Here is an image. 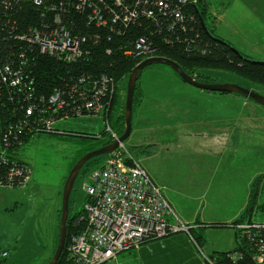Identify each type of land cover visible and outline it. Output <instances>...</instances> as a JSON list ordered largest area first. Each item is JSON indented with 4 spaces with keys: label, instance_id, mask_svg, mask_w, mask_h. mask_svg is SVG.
I'll list each match as a JSON object with an SVG mask.
<instances>
[{
    "label": "trees",
    "instance_id": "16d2710c",
    "mask_svg": "<svg viewBox=\"0 0 264 264\" xmlns=\"http://www.w3.org/2000/svg\"><path fill=\"white\" fill-rule=\"evenodd\" d=\"M56 13L60 14L62 24L71 36L81 41L83 54L76 62H67L47 51H41L39 44L35 40L31 41L30 37L35 35V31L42 33L54 28L62 29L60 25H55ZM211 15L207 0L190 4H183L180 0H121L120 4L116 0H41L40 3L34 0H0V119L2 126L12 123L17 138H22L20 144L13 146L12 154L30 136L38 134L24 136L25 133L16 127L17 120L24 118L29 105L39 103L41 95L50 100L56 92L64 98L73 95L70 101H78L83 98V81L89 77L102 81L105 75L117 80L118 85L106 118L110 120L115 114L117 128L112 125L111 128L120 136L125 130V102L121 110L119 92L123 85L126 86L131 71L141 62V58L131 54L137 50L139 42L157 48V56L172 59L200 81L216 82L212 76L201 71L215 68L232 71L264 87V65L220 38L208 24ZM203 22L210 33L204 28ZM20 70L26 75L22 85L23 94L16 92L8 78L10 73L18 74ZM142 97L137 82L134 107L141 102ZM80 136L91 138L89 133H80ZM112 141L110 137L101 147ZM15 142L17 139L13 138L11 144ZM98 160L99 157H94L86 164L97 165ZM9 173V165L0 162V178H7ZM261 176L254 179L248 204L243 214L232 222L233 226L244 223L247 215L253 214L260 193ZM86 200H89L88 196ZM81 212L83 208L70 215L67 240L72 233L82 228L75 225ZM212 225L221 227L226 224ZM190 233L201 247L204 235L194 227ZM58 240L59 233L57 244ZM55 250L45 264L51 260ZM234 251L246 255L239 264L252 262L253 251L242 235L234 249L209 255L217 264H231L229 254ZM67 256L65 248L57 264H65Z\"/></svg>",
    "mask_w": 264,
    "mask_h": 264
},
{
    "label": "rangeland",
    "instance_id": "374dc122",
    "mask_svg": "<svg viewBox=\"0 0 264 264\" xmlns=\"http://www.w3.org/2000/svg\"><path fill=\"white\" fill-rule=\"evenodd\" d=\"M209 3L211 17L208 20L210 27L215 29L216 33L221 34L219 27L220 20L218 19L221 10H224L228 0H207ZM260 5L261 12H264V3ZM247 47L242 48V51H247ZM248 54V52H245ZM252 58L256 61H264L262 56L255 55ZM203 73L212 76L218 83H233L245 88L254 90L264 95V87L256 82L242 77L232 71L206 68L201 70ZM182 77L168 65L154 63L145 67L139 75L138 83L141 91L147 96L146 101L152 104L149 112V117L146 118L151 124L150 130L136 131L135 114L133 132L128 139L124 141L126 147L132 151L144 167L148 170L151 178L162 190L166 189V184L173 188H182V167L188 166H204L199 160L203 153H207L208 149L205 146L208 144L205 134H192L191 131L183 130L182 128V92L190 90L204 91L201 88L182 83ZM128 82V81H127ZM186 84V85H184ZM185 86V87H183ZM219 93V92H218ZM235 95L234 105L237 108L242 106L250 109V106H258L251 98L245 97L237 93H229ZM127 83L123 85L119 92V102L121 110L123 102H126ZM238 98L248 99L249 104L237 103ZM199 99V98H198ZM202 107L211 105L208 100L201 98L196 101V105ZM260 106V105H259ZM215 106L212 107L214 109ZM220 106H218L219 108ZM230 107V105H229ZM264 110V106H260ZM153 115H152V114ZM198 115V114H197ZM263 118V119H262ZM259 124H264V115L259 113ZM117 122L115 114L109 120L103 113L101 115H86L79 117H70L57 121L56 128L59 130L55 133L42 132L29 137L27 141L14 150V153L27 161L33 168V178L30 184L25 189H9L1 188L18 193L17 197L22 202L16 208L7 210L3 203L0 202V264H45L43 256L46 253L52 254L57 247V243L53 242L49 251L51 241V204L56 192H59V209L61 212L63 202V192L66 180L70 174L71 168L78 157L91 150L101 147L104 141L111 137L109 127ZM240 125L236 130L237 135L244 134V141L255 143V136L259 140H264L262 130H254L250 128L244 132L240 129ZM186 128V127H185ZM261 129V128H260ZM80 133H89L91 138L82 137ZM252 136V137H251ZM262 151V149H261ZM108 155L98 156L97 165L86 164L78 175L71 196L72 216L77 210L83 208L87 201V194L84 186L91 183L90 174L93 169L100 167ZM264 157L262 153L253 160L250 168V173L253 175L255 171H260L256 176L262 175L259 180L260 193L254 204L252 215H247L246 220L253 217L255 221L264 222ZM79 160V159H78ZM77 160V161H78ZM201 164V165H200ZM202 173L197 172L196 176ZM237 180L224 187V191L232 193L231 198L234 202L240 197L245 196L244 188ZM247 186V185H246ZM246 186H244L246 188ZM169 187V188H170ZM217 189V188H216ZM243 193L240 195V191ZM29 192V193H28ZM225 196V195H223ZM227 198V194H226ZM244 197L242 198V200ZM239 201L236 204H239ZM235 204L231 205L227 211L216 210L210 208L208 213H203L201 218L204 221L218 219L223 215L234 213L239 206L234 209ZM176 211V210H175ZM61 220V216H60ZM59 220V224H60ZM171 221V220H170ZM172 222V221H171ZM174 222V221H173ZM208 231V237L211 242H220L224 245L227 239L230 238L231 232L218 229L216 225H212ZM205 225V224H202ZM206 226V225H205ZM236 229L238 227L234 225ZM239 230V229H238ZM197 246V245H196ZM222 247H227L226 245ZM198 251L205 254L207 247H197ZM204 251H203V250ZM8 252L7 256H3V252ZM203 251V252H202ZM48 253V254H49ZM203 260V256H202ZM204 263V260H203ZM104 264H118L115 259H112Z\"/></svg>",
    "mask_w": 264,
    "mask_h": 264
},
{
    "label": "built area",
    "instance_id": "2783aa9c",
    "mask_svg": "<svg viewBox=\"0 0 264 264\" xmlns=\"http://www.w3.org/2000/svg\"><path fill=\"white\" fill-rule=\"evenodd\" d=\"M40 3L41 0H34ZM119 4L121 0H116ZM183 4L196 3L198 0H180ZM54 28L48 32L35 31L31 41L39 44L41 51H47L67 62H76L82 57L80 39L71 36L62 24L59 13L54 17ZM157 48L137 44V50L131 52L144 60L156 57ZM11 86L19 94L24 93L23 83L26 75L22 70L18 74H9ZM102 81L89 79L83 81V98L76 101L73 95L64 98L59 92L47 100L41 95L39 103L29 105L24 118L17 120L16 127L24 136L39 132H55L57 121L70 117L101 115L109 112L118 85L115 78L103 76ZM33 84V82L31 83ZM18 116V113L16 114ZM111 138L119 135L109 127ZM12 123L4 124L1 129L0 162L9 165L7 178H0V188L24 189L33 177L30 164L20 161L12 155V148L21 143ZM13 138L17 142L11 144ZM91 183L84 186L89 200L83 206V212L75 221L82 226L80 231L72 233L67 240V259L65 264H104L115 259L118 253L139 247L142 243L163 238L179 231L189 232L168 201L163 190L151 178L143 164L138 161L124 143L105 162L92 170ZM174 218V222L169 220ZM241 235L247 240L253 251L250 264H264V222L251 221L238 224ZM203 252V251H202ZM8 252H3L7 256ZM204 264H217L209 254H202ZM241 251L229 254L231 264H239L245 258Z\"/></svg>",
    "mask_w": 264,
    "mask_h": 264
},
{
    "label": "crops",
    "instance_id": "0c3cea01",
    "mask_svg": "<svg viewBox=\"0 0 264 264\" xmlns=\"http://www.w3.org/2000/svg\"><path fill=\"white\" fill-rule=\"evenodd\" d=\"M260 3H264V0H228L218 18L221 29V34L218 32V35L230 42L244 55L252 58L259 55L264 59V12L260 10V5H258ZM245 46L248 49L245 52H248V54L242 51ZM182 83H185L184 80H182ZM186 89L187 91L182 92V128L186 131L192 130V134H205L204 137L210 140L205 146L208 152L201 154L202 156L199 157L201 164H204V166L186 165L182 167L184 176L182 178V188L176 189L166 184L163 193L176 210L179 218L190 229L194 227L202 236L204 235L203 243L200 246H208L209 250L205 253L229 251L238 246L241 236L239 228L236 229L232 222L243 214L252 191V183L260 172L255 171L252 175L250 173L251 164L260 153L264 157V140H259L255 136L256 141L255 143L252 142L254 149L247 148L246 145L250 146V142H245L243 140L244 134L237 135L236 130L239 125L244 132L252 128L251 130H254L255 134L257 133L256 130L264 129V124H259L258 121L259 113L262 112L264 115V110L260 108V104L250 106V109L245 106L235 107L234 101L236 98L234 94H229L231 92L218 93L217 91ZM142 94L141 102L134 107L136 131L150 130L151 124L154 123H148L146 120L149 117L152 104L146 101L147 96L143 92ZM198 98H205L211 105L209 107L192 106L191 104L196 105ZM242 101H244V104H249L247 98H244V100L238 98L237 103L241 104ZM213 106H215L214 109H212ZM218 106L220 107L218 108ZM262 132L264 134V130ZM13 154L15 158L28 163L14 152ZM197 172L202 174L198 177L196 176ZM236 176H238V183L244 188L246 194L234 202L231 198L232 193H226L224 187L237 180ZM22 190L12 191L0 188V202L3 203L4 208L7 210L16 208L22 201L17 197L18 193L14 192H21ZM244 193L242 189L240 195ZM58 197L59 192H56L50 207L51 241L47 251L50 250L53 242L56 243L58 238L61 216ZM239 201L241 202L236 204ZM233 204H235L234 209L237 205L239 208L230 215L228 213L227 215L224 214L223 217H218L217 220L212 219V217L209 221H204L201 218L202 214L208 213L210 208H213L214 211H227ZM169 220L173 222L174 218L170 217ZM250 220L255 221L252 217L248 220L245 218L243 222L247 223ZM211 223L226 224L217 228L232 233L224 244L227 247H222L224 245H221L220 242H211L208 237V231L211 229L208 224ZM196 245L190 230L189 232L179 231L163 238L146 241L139 247L122 251L118 253L115 260L118 264H204V259L202 260V255L199 252L200 250H197L198 245ZM48 253L43 256L44 262L52 256Z\"/></svg>",
    "mask_w": 264,
    "mask_h": 264
},
{
    "label": "water",
    "instance_id": "95a60500",
    "mask_svg": "<svg viewBox=\"0 0 264 264\" xmlns=\"http://www.w3.org/2000/svg\"><path fill=\"white\" fill-rule=\"evenodd\" d=\"M204 28L207 30L208 33L210 31L208 30L207 25L203 22ZM216 38V37H214ZM221 40L220 38H216ZM256 61V60H254ZM264 65V61H256ZM154 63H160L165 64L173 68L177 74L182 77V79L198 88H201L205 91H217V92H231V93H237L240 95H244L245 97L251 98L258 104L264 106V95L260 94L254 90H251L249 88L242 87L237 84L233 83H218V82H204L200 81L194 76L188 74L183 70V68L173 61L170 58L167 57H150L147 59L142 60L140 63H138L135 68L131 71L128 82H127V97L125 102V109H124V118H125V130L124 132L118 137V139L113 140L112 142L91 150L84 154L79 160L73 165L71 168L70 174L66 180L64 192H63V202H62V209H61V220L59 224V240L58 244L55 250V253L51 260L47 264H57L64 249L66 248L67 244V238H68V223L70 218V199L72 196V191L74 189L75 181L80 174L83 167L86 165V163L94 158L101 155H109L116 151V149L119 147L120 143H124L126 139L129 138V136L132 133L133 129V116H134V94L137 86V82L139 79V75L142 72V70ZM1 119H0V142H1Z\"/></svg>",
    "mask_w": 264,
    "mask_h": 264
}]
</instances>
